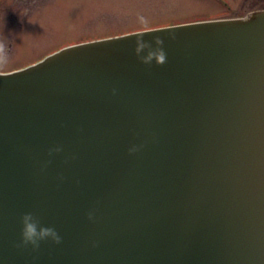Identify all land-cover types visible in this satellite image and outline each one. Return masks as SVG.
<instances>
[{
  "label": "water",
  "instance_id": "95a60500",
  "mask_svg": "<svg viewBox=\"0 0 264 264\" xmlns=\"http://www.w3.org/2000/svg\"><path fill=\"white\" fill-rule=\"evenodd\" d=\"M0 264H264V10L0 73Z\"/></svg>",
  "mask_w": 264,
  "mask_h": 264
},
{
  "label": "rangeland",
  "instance_id": "374dc122",
  "mask_svg": "<svg viewBox=\"0 0 264 264\" xmlns=\"http://www.w3.org/2000/svg\"><path fill=\"white\" fill-rule=\"evenodd\" d=\"M264 10V0H0V72L68 45Z\"/></svg>",
  "mask_w": 264,
  "mask_h": 264
},
{
  "label": "clouds",
  "instance_id": "9594fccd",
  "mask_svg": "<svg viewBox=\"0 0 264 264\" xmlns=\"http://www.w3.org/2000/svg\"><path fill=\"white\" fill-rule=\"evenodd\" d=\"M157 47L153 49L152 42L146 41L143 38V34L137 37V52H142L145 48H149L150 51L147 56L142 57L145 63H156L163 64L166 61L167 53L163 48L164 39L160 36L154 37ZM140 146H133L129 149L130 152H136ZM61 147L57 146L54 151H61ZM95 210L88 212V219L94 220ZM21 224V239L17 247H28L31 246L33 250L39 249L41 242L50 240L59 244L62 240L58 230L49 224H45L42 220L33 212H24L20 218Z\"/></svg>",
  "mask_w": 264,
  "mask_h": 264
},
{
  "label": "flooded vegetation",
  "instance_id": "af4514ba",
  "mask_svg": "<svg viewBox=\"0 0 264 264\" xmlns=\"http://www.w3.org/2000/svg\"><path fill=\"white\" fill-rule=\"evenodd\" d=\"M241 17H244V16H233L232 18H225V19L230 20V19H237V18H241ZM225 19H222V20H225Z\"/></svg>",
  "mask_w": 264,
  "mask_h": 264
}]
</instances>
